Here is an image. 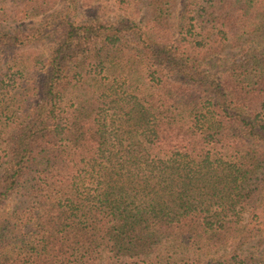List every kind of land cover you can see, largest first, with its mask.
I'll list each match as a JSON object with an SVG mask.
<instances>
[{
  "label": "trees",
  "instance_id": "1",
  "mask_svg": "<svg viewBox=\"0 0 264 264\" xmlns=\"http://www.w3.org/2000/svg\"><path fill=\"white\" fill-rule=\"evenodd\" d=\"M5 1L0 264H264V59L208 64L264 38V0H150L146 30ZM51 36L25 106L13 53Z\"/></svg>",
  "mask_w": 264,
  "mask_h": 264
},
{
  "label": "rangeland",
  "instance_id": "2",
  "mask_svg": "<svg viewBox=\"0 0 264 264\" xmlns=\"http://www.w3.org/2000/svg\"><path fill=\"white\" fill-rule=\"evenodd\" d=\"M10 1L7 0L4 2V8L8 12V17L6 20L10 21L14 19H21L23 23L29 24V22H34L39 24L42 17L49 16L55 11L60 10V0H39L40 3L34 4V7L41 5L43 2L47 1V5L43 7L42 13L36 16H30L31 18H22V13L25 5H30V3L26 2L19 9H13L10 6ZM183 0H175L174 10H180V3ZM187 0H185L186 2ZM150 0H125L123 3H120L119 0H89V4L84 5L83 12L87 15H95L99 19H108L110 21H115L117 19L127 18L130 19L137 24H140L145 30L146 25L154 24V10L150 5ZM177 8V9H176ZM166 12H172L168 10L169 7H165ZM189 11V9H187ZM186 10V11H187ZM38 11V12H39ZM14 14L16 16L14 17ZM172 17V15H171ZM173 18V17H172ZM165 19V18H164ZM150 22V23H149ZM17 23V22H16ZM149 23V24H148ZM169 23V22H168ZM1 25V21H0ZM163 30H158L159 34H166L169 30L165 25L162 28ZM248 42H246L247 44ZM245 44V45H246ZM249 45L245 46L244 49L234 48V49H226L217 57H212L208 62L209 66L216 71L223 70L228 66L233 60H239L243 63L250 62L252 60V56L255 54L257 57L259 56L261 61L264 59V38L261 37L256 38L254 41L249 42ZM54 45V37L44 38L39 42H36L30 46L22 47L13 53V55L18 58V63L24 67L23 73H17L16 68H11L8 71V78L5 82V87L8 90L20 91L22 92L25 88L27 90L22 92V95L19 96L18 100L23 103V105H27L31 94L33 93V88L38 84L40 78L45 69V63L47 58L49 57L51 47ZM257 49L253 50L252 49ZM252 54L250 55V52ZM244 57L247 59H244ZM16 82V83H15ZM15 84V85H14ZM22 84L21 88L18 89L19 85ZM25 105V106H26ZM4 208H1L3 210Z\"/></svg>",
  "mask_w": 264,
  "mask_h": 264
}]
</instances>
